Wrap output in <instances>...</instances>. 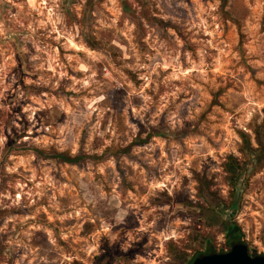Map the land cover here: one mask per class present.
<instances>
[{
	"label": "clouds",
	"instance_id": "1",
	"mask_svg": "<svg viewBox=\"0 0 264 264\" xmlns=\"http://www.w3.org/2000/svg\"><path fill=\"white\" fill-rule=\"evenodd\" d=\"M264 252V0H0V264Z\"/></svg>",
	"mask_w": 264,
	"mask_h": 264
},
{
	"label": "flooded vegetation",
	"instance_id": "2",
	"mask_svg": "<svg viewBox=\"0 0 264 264\" xmlns=\"http://www.w3.org/2000/svg\"><path fill=\"white\" fill-rule=\"evenodd\" d=\"M240 243L246 246L250 259L258 261L259 264H264V252L260 251V249L258 248H253L249 246L248 244L244 243L242 240L236 237H225L223 242H221L219 245L213 244L212 242L207 243L203 249L193 254L188 264H196L197 260L201 255L208 256L211 254H229L232 252L234 246Z\"/></svg>",
	"mask_w": 264,
	"mask_h": 264
},
{
	"label": "water",
	"instance_id": "3",
	"mask_svg": "<svg viewBox=\"0 0 264 264\" xmlns=\"http://www.w3.org/2000/svg\"><path fill=\"white\" fill-rule=\"evenodd\" d=\"M196 264H259L258 261L250 259L247 248L243 244L234 246L231 253L226 255H201Z\"/></svg>",
	"mask_w": 264,
	"mask_h": 264
},
{
	"label": "rangeland",
	"instance_id": "4",
	"mask_svg": "<svg viewBox=\"0 0 264 264\" xmlns=\"http://www.w3.org/2000/svg\"><path fill=\"white\" fill-rule=\"evenodd\" d=\"M212 241L206 240L204 242L198 243L195 247H189L186 251H182L179 255L182 257L183 264H188L189 260L192 258L193 254L205 247L207 243ZM213 244L219 245L221 242H212Z\"/></svg>",
	"mask_w": 264,
	"mask_h": 264
}]
</instances>
